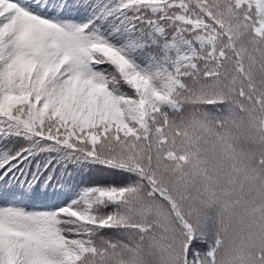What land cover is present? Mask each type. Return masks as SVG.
I'll return each mask as SVG.
<instances>
[{"label":"snow or ice","instance_id":"6c2138e0","mask_svg":"<svg viewBox=\"0 0 264 264\" xmlns=\"http://www.w3.org/2000/svg\"><path fill=\"white\" fill-rule=\"evenodd\" d=\"M238 119L264 130V0H0V264H121L153 240L162 264H264V173L230 205L245 209L236 239L210 209L179 211L163 180L188 159L173 130L235 150ZM99 170L124 180L83 182ZM53 187L71 199L32 203ZM137 193L179 231L136 219Z\"/></svg>","mask_w":264,"mask_h":264},{"label":"trees","instance_id":"16d2710c","mask_svg":"<svg viewBox=\"0 0 264 264\" xmlns=\"http://www.w3.org/2000/svg\"><path fill=\"white\" fill-rule=\"evenodd\" d=\"M243 135L237 141L235 150L229 139L220 140L215 133H208L204 129L182 127L179 132L173 130L178 155L188 157L186 161L176 160L169 162L162 168L164 183L168 185V195L176 201L179 211L185 215L189 212H199L201 209H210L219 220L221 228L228 227L226 239H236L247 227L245 209L234 205L236 200L241 204L256 198L258 194L257 177L264 173L256 161L264 157V130L253 119L240 121ZM221 134L228 136L227 130H221ZM195 136L199 144L191 147L188 137ZM201 155L197 157L195 152ZM204 161L200 168L194 167L197 161ZM119 179V180H118ZM133 182L129 192L136 191L135 178L128 177ZM124 177L121 174L99 170L91 173L86 183H122ZM264 184V181H261ZM208 189L205 191V189ZM43 192L44 189H41ZM49 195L36 197L32 203L40 205L63 206L70 195H61V189L51 188ZM215 192V194H213ZM183 196H188L187 200ZM138 207L135 209V218L144 221L145 217L151 218L152 223L157 224L156 235L161 231L178 232L175 218L170 214L168 205L158 199L147 201L139 193L135 198ZM135 243V242H134ZM150 247L137 255L135 251L126 253L121 264H162L160 245L157 241H151Z\"/></svg>","mask_w":264,"mask_h":264},{"label":"rangeland","instance_id":"374dc122","mask_svg":"<svg viewBox=\"0 0 264 264\" xmlns=\"http://www.w3.org/2000/svg\"><path fill=\"white\" fill-rule=\"evenodd\" d=\"M90 175H91V174H86V175H85V178H84V180H83L84 183L87 182V180L90 178ZM118 180H119V179H118Z\"/></svg>","mask_w":264,"mask_h":264}]
</instances>
